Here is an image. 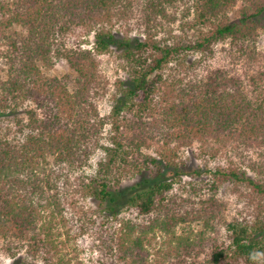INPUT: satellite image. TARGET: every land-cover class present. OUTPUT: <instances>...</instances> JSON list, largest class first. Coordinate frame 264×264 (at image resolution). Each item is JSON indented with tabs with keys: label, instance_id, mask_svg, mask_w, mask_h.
Instances as JSON below:
<instances>
[{
	"label": "trees",
	"instance_id": "trees-1",
	"mask_svg": "<svg viewBox=\"0 0 264 264\" xmlns=\"http://www.w3.org/2000/svg\"><path fill=\"white\" fill-rule=\"evenodd\" d=\"M140 1L142 37L118 39L112 22L125 20L134 0H0V123L24 102L34 104L10 137L0 125V241L11 264H82L60 181L81 171L96 149L104 158L78 186L98 201L106 223L118 220L107 236L118 264H264V222L223 221L227 242L212 236L223 213L214 198L219 185L243 184L264 201V163L250 166L255 177L233 166L208 168L212 180L203 186L210 193L196 201L177 202L172 192L183 173L174 149L194 142L201 152L213 143L264 146V95L249 96L242 79L223 68L196 72L219 43L243 53L264 27V0ZM179 5L191 16L182 22L187 33L158 37L156 18ZM75 29L93 32L91 49L64 43ZM111 47L121 49L127 78L106 120L95 99L105 91L98 56ZM57 61L73 76H47L43 70ZM107 121L113 134L104 146ZM150 141L163 146L159 158L140 151ZM128 166L141 180L118 202ZM123 208L134 217L118 219Z\"/></svg>",
	"mask_w": 264,
	"mask_h": 264
},
{
	"label": "rangeland",
	"instance_id": "rangeland-1",
	"mask_svg": "<svg viewBox=\"0 0 264 264\" xmlns=\"http://www.w3.org/2000/svg\"><path fill=\"white\" fill-rule=\"evenodd\" d=\"M241 2H237L230 8L228 15L230 19L238 16V10ZM184 5L167 8L164 18H156L161 24V30L158 37L171 38L173 36H183L186 34V28L182 22L190 20L191 16L184 11ZM146 10L143 8V2L134 0L129 15L125 20L112 22L111 29L118 39L142 37V30L146 23ZM93 32L85 29H75L64 36V43L67 46L80 44L84 49H91ZM171 41V40H170ZM121 49L111 47L109 52L98 56V72L102 77L105 91L96 97L95 105L100 116L104 119L110 117V112L114 98L120 94V82L127 78V69L121 57ZM198 55H191L189 59H198ZM202 65L196 67V72H200L204 67L223 68L230 74L236 75L242 79L243 84L249 96L264 95V27L259 26L256 29V35L252 42L247 44L243 53L230 46L227 42L219 43L213 47L212 56L207 57ZM174 68V66H173ZM47 76L60 77L62 75L73 76V72L63 61L55 62V65L48 70H43ZM181 71V70H180ZM177 74V71H175ZM0 76L2 73L0 71ZM34 108V104L26 101L18 106L15 113L9 115L8 119L1 121V131L10 137L17 132L15 121L24 117V110ZM104 125L100 144L108 146L109 136L113 134L110 123ZM18 134V133H17ZM163 146L160 142L150 141L147 146L141 148V152L155 158H159V152ZM175 156L173 160L179 166L182 174L174 177L173 197L177 202L198 200L205 198L210 193L204 188V183L210 182L211 176L207 173L208 168L213 170L215 167L226 168L236 167L245 171L249 176L255 177L256 172L250 169L258 170L257 166L264 163V146L260 148H246L243 146L231 145L229 143L210 144L209 151L201 152L200 144L194 142L192 145L180 149H174ZM104 158V151L96 149L89 158L87 164L81 171L68 175L60 181L64 192V206L66 216L72 227V232L77 235L78 257L82 264H118L116 256L111 247L107 236L115 230L118 220H111L107 223L105 219L99 216L101 207L98 201L88 195H83L78 186V177L88 178L95 174L97 164ZM201 169V175H194V170ZM118 186L119 195L116 197L118 202H123L126 194L130 193V187L141 180L139 175L131 171V167L125 168L124 174ZM264 179V175H262ZM64 187V188H63ZM221 205L223 213L216 224V231H212V236L218 243L227 242L226 233L223 229V221L258 219L264 222V201L251 192L245 185H236L230 181L219 185L214 197ZM185 201V202H186ZM133 212L126 209L120 211L118 219L132 218ZM87 218L95 221L88 223ZM102 223V227L98 224ZM22 255V253L20 254ZM12 259L0 241V264H11ZM33 263V262H31ZM33 264H42L41 261Z\"/></svg>",
	"mask_w": 264,
	"mask_h": 264
}]
</instances>
